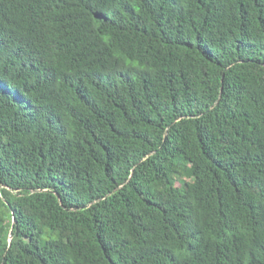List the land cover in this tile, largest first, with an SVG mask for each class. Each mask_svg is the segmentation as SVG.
Returning <instances> with one entry per match:
<instances>
[{
    "label": "trees",
    "instance_id": "obj_1",
    "mask_svg": "<svg viewBox=\"0 0 264 264\" xmlns=\"http://www.w3.org/2000/svg\"><path fill=\"white\" fill-rule=\"evenodd\" d=\"M0 264H264V0H0Z\"/></svg>",
    "mask_w": 264,
    "mask_h": 264
},
{
    "label": "rangeland",
    "instance_id": "obj_2",
    "mask_svg": "<svg viewBox=\"0 0 264 264\" xmlns=\"http://www.w3.org/2000/svg\"><path fill=\"white\" fill-rule=\"evenodd\" d=\"M180 186V184H178Z\"/></svg>",
    "mask_w": 264,
    "mask_h": 264
}]
</instances>
